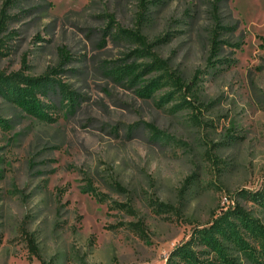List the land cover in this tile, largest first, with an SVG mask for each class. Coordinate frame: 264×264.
<instances>
[{"label":"rangeland","instance_id":"1","mask_svg":"<svg viewBox=\"0 0 264 264\" xmlns=\"http://www.w3.org/2000/svg\"><path fill=\"white\" fill-rule=\"evenodd\" d=\"M217 2L0 0V70L76 97L45 120L0 91V264H166L229 204L264 223V0L219 2L213 66Z\"/></svg>","mask_w":264,"mask_h":264},{"label":"trees","instance_id":"2","mask_svg":"<svg viewBox=\"0 0 264 264\" xmlns=\"http://www.w3.org/2000/svg\"><path fill=\"white\" fill-rule=\"evenodd\" d=\"M214 8L215 26L211 35L210 55L208 63L215 66L213 60H218V56L224 43H230L237 46L238 43L225 41L222 38L223 30L229 25L223 23L219 16V2ZM0 18V31L5 23V11ZM231 30L235 28L230 25ZM141 44L151 46L153 43H147L145 38L138 32L132 33ZM261 39L260 47L264 49V36H259ZM2 41L0 37V48ZM64 58L69 59L67 53L62 54ZM156 62L161 63L157 57ZM163 63V62H162ZM162 65V64H161ZM58 69L53 68L40 75H28L23 71H14L5 73L0 70V91L12 98L18 104L23 106L29 112L39 116L42 119H53L49 109L55 107L52 101V92L60 91L64 103L69 104L74 108L76 97L67 88L66 83H63L55 74ZM198 75L196 74L194 79ZM173 85L178 89L185 86L188 90L191 85L185 83L179 76L172 75ZM47 100H46V99ZM55 106H54V105ZM153 128V127H152ZM120 186V185H118ZM95 194L99 196L98 192ZM248 194L253 200L264 203V186L256 191H249ZM161 208L171 209L170 204L159 203ZM129 208V207H128ZM138 229L143 230L142 224L134 223ZM248 238L253 241H249ZM204 244L206 248L195 249L194 244ZM28 244L32 252L38 255V249L35 245L33 237L28 238ZM231 248H237L246 254H249L257 264H264V223L258 218L252 217L251 213L239 203L234 205L229 204L222 212L214 216L211 224L208 226L197 225L193 228L191 237L188 240L181 242L170 252L166 264H242L239 257L231 253ZM43 264H52L51 262L43 261Z\"/></svg>","mask_w":264,"mask_h":264}]
</instances>
